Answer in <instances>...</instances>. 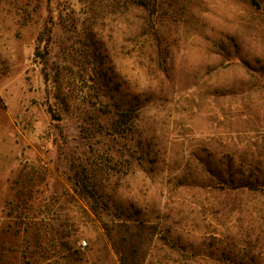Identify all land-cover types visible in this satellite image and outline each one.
<instances>
[{
	"label": "rangeland",
	"instance_id": "obj_1",
	"mask_svg": "<svg viewBox=\"0 0 264 264\" xmlns=\"http://www.w3.org/2000/svg\"><path fill=\"white\" fill-rule=\"evenodd\" d=\"M137 1L0 0V264H264V0Z\"/></svg>",
	"mask_w": 264,
	"mask_h": 264
},
{
	"label": "trees",
	"instance_id": "obj_2",
	"mask_svg": "<svg viewBox=\"0 0 264 264\" xmlns=\"http://www.w3.org/2000/svg\"><path fill=\"white\" fill-rule=\"evenodd\" d=\"M137 4L142 5L146 8H152L153 7V3L151 2V0H138ZM117 118L115 120V128L116 129H122L123 126L128 125L135 117V113L133 109H129V110H125V111H118L117 113ZM124 130V128H123ZM89 177L87 174H84L82 177H80L79 180V188L81 190V192H83V194H90L93 198L96 197V192L92 189V187L89 185L90 181ZM123 260V259H122Z\"/></svg>",
	"mask_w": 264,
	"mask_h": 264
},
{
	"label": "built area",
	"instance_id": "obj_3",
	"mask_svg": "<svg viewBox=\"0 0 264 264\" xmlns=\"http://www.w3.org/2000/svg\"><path fill=\"white\" fill-rule=\"evenodd\" d=\"M83 245H85V243H83Z\"/></svg>",
	"mask_w": 264,
	"mask_h": 264
}]
</instances>
